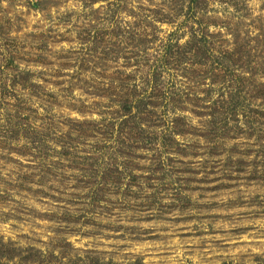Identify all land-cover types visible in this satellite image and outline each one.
<instances>
[{"label":"rangeland","instance_id":"1","mask_svg":"<svg viewBox=\"0 0 264 264\" xmlns=\"http://www.w3.org/2000/svg\"><path fill=\"white\" fill-rule=\"evenodd\" d=\"M0 264H264V0H0Z\"/></svg>","mask_w":264,"mask_h":264},{"label":"trees","instance_id":"2","mask_svg":"<svg viewBox=\"0 0 264 264\" xmlns=\"http://www.w3.org/2000/svg\"><path fill=\"white\" fill-rule=\"evenodd\" d=\"M194 46H195V45H194ZM224 67H227V68H228V67H229V63H228L227 65H225Z\"/></svg>","mask_w":264,"mask_h":264}]
</instances>
